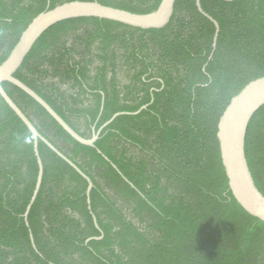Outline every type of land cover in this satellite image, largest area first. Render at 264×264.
<instances>
[{
    "label": "trees",
    "instance_id": "16d2710c",
    "mask_svg": "<svg viewBox=\"0 0 264 264\" xmlns=\"http://www.w3.org/2000/svg\"><path fill=\"white\" fill-rule=\"evenodd\" d=\"M96 1L135 14L161 0H0V65L31 21L58 5ZM175 0L170 22L138 29L95 18L48 29L14 77L95 147L79 144L31 97L2 88L38 133L92 182L38 141L0 96V264H264V223L228 187L217 127L248 83L264 77V0ZM245 156L264 196V106ZM96 220V227L94 223ZM98 238V239H96Z\"/></svg>",
    "mask_w": 264,
    "mask_h": 264
},
{
    "label": "water",
    "instance_id": "95a60500",
    "mask_svg": "<svg viewBox=\"0 0 264 264\" xmlns=\"http://www.w3.org/2000/svg\"><path fill=\"white\" fill-rule=\"evenodd\" d=\"M174 3L175 0H161L156 10L148 14H135L125 10L104 6L96 1H75L58 5L51 10L42 12L31 21L20 36L17 44L11 50L9 56L0 65V96L32 134L34 154L38 164V176L35 189L23 216L26 222L30 209L38 195L43 177L42 161L38 153L39 140L46 144L58 157L64 160L87 181L88 205H90L89 196L93 185L90 179L82 173L77 166L38 133L33 124L9 98L2 88V84L7 82L19 88L38 103L71 138L81 145L94 148L101 131L110 125L118 116L136 115L146 107H142L139 111L132 114L125 112L115 114L98 131L93 129L91 138L85 139L73 131L34 91L16 79L14 74L21 67L26 56L30 53L40 37L48 29L58 23L72 19L95 18L138 29H161L170 22L173 15ZM196 7L198 11L206 16L215 26V37L213 40V47H215L217 35L219 33L218 24L203 12L200 0H196ZM263 106L264 77H261L248 83L230 100L219 120L217 139L219 141L222 165L228 179V187L235 201L248 215L264 223V196L258 191L254 184L245 156V137L248 124L253 115ZM94 223L96 227H98L95 218Z\"/></svg>",
    "mask_w": 264,
    "mask_h": 264
}]
</instances>
